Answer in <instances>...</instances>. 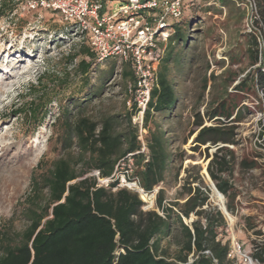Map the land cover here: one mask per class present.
<instances>
[{"label":"rangeland","instance_id":"obj_1","mask_svg":"<svg viewBox=\"0 0 264 264\" xmlns=\"http://www.w3.org/2000/svg\"><path fill=\"white\" fill-rule=\"evenodd\" d=\"M114 4L115 0L107 3L111 7ZM201 4L199 10L187 12L182 19L187 23V47L173 46L181 57L179 68L173 69L170 77L175 106L167 118L155 115L154 119L166 132L169 152L177 156L165 173L164 201L178 213V207L169 204L182 205L187 200V190L195 187L207 196L201 208L205 211L221 212L224 201L227 214H221L226 228L217 238L227 242L230 251L238 243L242 252L251 257L254 243L264 240V155L253 144L254 119L262 108L261 91L257 93L248 86L259 61L249 57L248 37L242 32V23L229 17L227 7ZM0 6L6 7L0 15V46L24 43L35 48L28 69L13 71L0 90V140L4 137L0 155L8 146L11 147L7 149L8 158L23 155L17 165L22 175L19 185L10 187L7 201L0 206V231L14 235L23 232L27 225L23 212L33 177L39 179L63 154L55 126L61 110L68 107L74 118L78 107L84 106L83 114L95 122L104 116L124 114L129 109L126 87L130 82H124L122 67L114 59L96 63L84 56L81 49L88 47L86 38L76 33L75 26L61 14L49 9L32 10L27 0H0ZM81 60L91 63L86 76L78 73ZM38 96L45 103L41 110L43 117L26 125L13 112ZM220 98L224 100L221 102ZM222 103L231 112L229 117L220 114ZM208 127L224 130L230 141L196 143L198 133ZM218 148L224 149L218 156L225 157L231 168L230 172L220 173L217 165L212 167L227 183L228 191L226 195L221 193L223 197L212 193L210 183L215 185V182L208 173ZM67 152L73 157L79 153L75 145ZM229 204L233 206L232 212L227 211ZM197 219L194 213L189 218L182 217L186 225ZM162 246L167 248V239ZM173 252L174 248L169 247V254ZM193 259L190 255L188 263ZM252 261L259 264L253 258ZM227 264L244 263L234 254L228 256Z\"/></svg>","mask_w":264,"mask_h":264},{"label":"trees","instance_id":"obj_2","mask_svg":"<svg viewBox=\"0 0 264 264\" xmlns=\"http://www.w3.org/2000/svg\"><path fill=\"white\" fill-rule=\"evenodd\" d=\"M256 2L264 24V0ZM219 4L229 9V17L242 23V12L230 1L219 0ZM5 8L0 6V15ZM186 24L181 21L174 26L161 57L157 81L143 114L142 128L147 132L144 152L138 139V124H133L137 112L134 101L136 76L130 62L124 63L121 69L124 82H130L126 90L131 107L124 114L104 116L95 122L83 114L84 106L78 107L74 118L68 107L61 110L55 126L63 154L39 179L33 177L23 212L27 224L25 230L14 235L0 231V264H189L190 255L194 257L190 264H227L229 245L217 238L225 231L226 221L218 210L201 209L207 196L199 187L187 190L188 197L182 205L169 204L178 207V213L164 204L165 191L160 189L156 205L164 213L162 218L154 211L143 212L136 194L124 189L113 192L98 187L96 178L89 175L96 170L100 178L110 177L117 163L133 154L134 176L143 188L151 191L164 183L165 173L177 156L169 152L166 132L154 119L155 115L160 119L167 118L175 106V89L170 77L173 69L179 68L181 57L173 46L187 47ZM247 44L249 57L258 61L256 42L248 37ZM81 53L91 62L95 61L88 47H83ZM90 66V62L81 60L77 65L78 73L86 76ZM248 80L250 89L262 92L264 107V71L256 70ZM223 100L220 98L221 102ZM44 104L38 96L37 100L23 104L13 113L22 117L26 125L37 123L43 117ZM225 107L223 103L220 105V114L229 117L231 112ZM227 135L217 127L203 128L196 143H227L230 141ZM74 145L79 151L76 157L67 152ZM223 150L217 149L208 173L220 193L226 195V181L212 170L217 165L218 172H230L229 162L218 156ZM115 185L116 182L111 187ZM227 211H233L231 204L227 205ZM190 213L198 219L186 225L182 217L189 218ZM165 239L167 248L162 246ZM169 247L174 248L171 255ZM251 257L264 264V240L254 243Z\"/></svg>","mask_w":264,"mask_h":264},{"label":"built area","instance_id":"obj_3","mask_svg":"<svg viewBox=\"0 0 264 264\" xmlns=\"http://www.w3.org/2000/svg\"><path fill=\"white\" fill-rule=\"evenodd\" d=\"M27 0L30 9H49L61 14L75 26L76 33L86 38L90 51L97 63L108 58L115 60L119 68L130 62L136 76L135 97L137 112L133 123L138 124L141 151H145L142 128L143 114L147 107L150 92L157 81V71L163 56V44L167 43L187 12H194L205 6L219 5V0ZM243 14L242 32L256 42L259 50L257 70L264 71V24L256 0H228ZM224 9L223 6H220ZM102 11V12H101ZM130 92V91H129ZM261 101L262 92H259ZM131 107V101L127 102ZM256 136L254 147L264 155V107L255 115ZM133 154H128L115 166L110 177L100 178L94 170L89 175L96 178L97 186L113 192L124 189L137 195L143 212H156L164 218L162 209L156 205L157 194L162 183L148 191L134 176ZM116 182L114 187L111 184ZM164 204L167 203L164 201ZM237 254L244 264H254L252 258L243 253L236 243L231 255ZM193 261V260H192ZM191 261V263H192Z\"/></svg>","mask_w":264,"mask_h":264},{"label":"bare ground","instance_id":"obj_4","mask_svg":"<svg viewBox=\"0 0 264 264\" xmlns=\"http://www.w3.org/2000/svg\"><path fill=\"white\" fill-rule=\"evenodd\" d=\"M36 38L37 36H35L32 40H35ZM34 50L35 48L30 47L28 45H24V43H20L18 45L11 44L7 48H2L0 46V76L3 75L0 78V90L4 86H6L7 84L6 81H8L11 78L12 76L11 73L13 71L17 72L16 70L28 69L29 67L28 60L33 58ZM0 141L2 145L4 143L3 142L4 137H2ZM10 148L11 147L8 146L6 150H4V152H2L0 155V206L3 205L5 201H7L10 187L11 186L13 188L18 187L19 181L21 180L22 177V175L17 169L19 167L17 165L18 164L20 165V162L18 161H21L20 159L23 157V155L19 153L15 158H8L7 152ZM15 161L17 162L15 163ZM13 191L14 193L16 192L15 190ZM212 193H217V192L212 189ZM223 208H224V201L222 203L221 209Z\"/></svg>","mask_w":264,"mask_h":264},{"label":"water","instance_id":"obj_5","mask_svg":"<svg viewBox=\"0 0 264 264\" xmlns=\"http://www.w3.org/2000/svg\"><path fill=\"white\" fill-rule=\"evenodd\" d=\"M210 187H211V189L215 190L217 193H219L220 195H222V194L217 190V188L215 187V185H214L213 183H210ZM220 210H221V212H222L223 214H226L225 206H224L223 209L220 208Z\"/></svg>","mask_w":264,"mask_h":264},{"label":"clouds","instance_id":"obj_6","mask_svg":"<svg viewBox=\"0 0 264 264\" xmlns=\"http://www.w3.org/2000/svg\"><path fill=\"white\" fill-rule=\"evenodd\" d=\"M163 184V183H162Z\"/></svg>","mask_w":264,"mask_h":264}]
</instances>
